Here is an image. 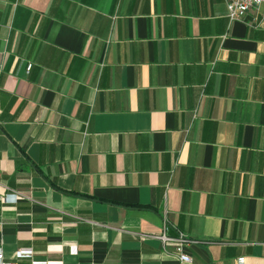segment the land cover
<instances>
[{"label": "crops", "instance_id": "obj_1", "mask_svg": "<svg viewBox=\"0 0 264 264\" xmlns=\"http://www.w3.org/2000/svg\"><path fill=\"white\" fill-rule=\"evenodd\" d=\"M163 220L190 263L143 236ZM21 249L264 264V2L0 0V250Z\"/></svg>", "mask_w": 264, "mask_h": 264}, {"label": "built area", "instance_id": "obj_2", "mask_svg": "<svg viewBox=\"0 0 264 264\" xmlns=\"http://www.w3.org/2000/svg\"><path fill=\"white\" fill-rule=\"evenodd\" d=\"M264 0H224L226 7V16L229 21L241 19L250 9H258ZM32 63L28 62L26 71L28 72ZM12 201H16V194H9ZM145 237H152L158 239L161 243L163 251H170L183 263H190L191 257L184 252V247L198 243V240L192 239L182 232L171 236L167 234V224L163 220L162 227L159 232L145 234ZM17 257L27 256L31 259L32 264H48V261L36 260L33 258V252L30 249H21L16 252ZM238 264H243V258L237 259ZM0 264H14L12 261H7L3 258L0 250Z\"/></svg>", "mask_w": 264, "mask_h": 264}]
</instances>
